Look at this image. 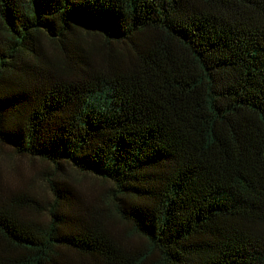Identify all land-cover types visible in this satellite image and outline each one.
<instances>
[{"label":"trees","instance_id":"obj_1","mask_svg":"<svg viewBox=\"0 0 264 264\" xmlns=\"http://www.w3.org/2000/svg\"><path fill=\"white\" fill-rule=\"evenodd\" d=\"M0 142L136 236L50 181L46 220L0 197V264H264V0H0Z\"/></svg>","mask_w":264,"mask_h":264},{"label":"rangeland","instance_id":"obj_2","mask_svg":"<svg viewBox=\"0 0 264 264\" xmlns=\"http://www.w3.org/2000/svg\"><path fill=\"white\" fill-rule=\"evenodd\" d=\"M86 41L93 42L103 49L109 47L98 35L89 34ZM81 43L86 45L85 41ZM47 48L51 53L58 51L56 44L52 42L47 44ZM50 181L65 184V188L71 192L74 206L102 207V216L113 222L115 229L124 230L130 235L128 225L118 219L114 203L108 199L112 187L110 182L89 173L79 172L67 164L58 170L43 159L18 155L0 142V197L15 193L26 194L39 203L32 210L31 218L46 220V211L57 202ZM60 209L64 212L67 210L64 206ZM130 236L136 239V236Z\"/></svg>","mask_w":264,"mask_h":264}]
</instances>
